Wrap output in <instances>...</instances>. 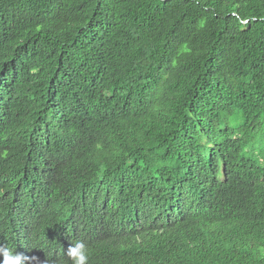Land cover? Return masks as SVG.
<instances>
[{
  "label": "trees",
  "instance_id": "obj_1",
  "mask_svg": "<svg viewBox=\"0 0 264 264\" xmlns=\"http://www.w3.org/2000/svg\"><path fill=\"white\" fill-rule=\"evenodd\" d=\"M264 0H0V244L29 264H264Z\"/></svg>",
  "mask_w": 264,
  "mask_h": 264
},
{
  "label": "clouds",
  "instance_id": "obj_2",
  "mask_svg": "<svg viewBox=\"0 0 264 264\" xmlns=\"http://www.w3.org/2000/svg\"><path fill=\"white\" fill-rule=\"evenodd\" d=\"M65 256L70 264H89L90 250L84 242L77 241L70 244L65 251ZM31 259L14 248L0 244V264H29Z\"/></svg>",
  "mask_w": 264,
  "mask_h": 264
},
{
  "label": "rangeland",
  "instance_id": "obj_3",
  "mask_svg": "<svg viewBox=\"0 0 264 264\" xmlns=\"http://www.w3.org/2000/svg\"><path fill=\"white\" fill-rule=\"evenodd\" d=\"M263 131H264V127H263V129L260 132H263Z\"/></svg>",
  "mask_w": 264,
  "mask_h": 264
}]
</instances>
